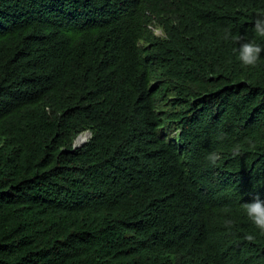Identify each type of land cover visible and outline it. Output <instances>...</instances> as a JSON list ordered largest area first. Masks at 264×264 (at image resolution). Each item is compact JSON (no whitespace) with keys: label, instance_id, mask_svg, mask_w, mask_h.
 I'll use <instances>...</instances> for the list:
<instances>
[{"label":"trees","instance_id":"16d2710c","mask_svg":"<svg viewBox=\"0 0 264 264\" xmlns=\"http://www.w3.org/2000/svg\"><path fill=\"white\" fill-rule=\"evenodd\" d=\"M262 12L0 0V264H264Z\"/></svg>","mask_w":264,"mask_h":264},{"label":"clouds","instance_id":"9594fccd","mask_svg":"<svg viewBox=\"0 0 264 264\" xmlns=\"http://www.w3.org/2000/svg\"><path fill=\"white\" fill-rule=\"evenodd\" d=\"M259 19H257L255 24V30L260 36H264V12L260 13ZM238 48L236 49L238 53L239 60L243 66H255L260 54L264 51L259 44L247 40L243 37L237 38ZM90 134L87 132L82 140H85ZM81 136V135H80ZM79 136V137H80ZM80 140V142L82 141ZM79 141V138H78ZM209 164H215L217 161V155L215 153H210L206 157ZM245 212L251 222L262 232H264V199H261L259 195L252 198L251 201L246 202ZM252 237L249 236L248 239Z\"/></svg>","mask_w":264,"mask_h":264},{"label":"bare ground","instance_id":"6f19581e","mask_svg":"<svg viewBox=\"0 0 264 264\" xmlns=\"http://www.w3.org/2000/svg\"><path fill=\"white\" fill-rule=\"evenodd\" d=\"M84 135V134H83ZM83 135H81L80 137H79V141L80 140H82L85 136H83Z\"/></svg>","mask_w":264,"mask_h":264}]
</instances>
